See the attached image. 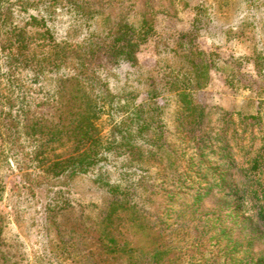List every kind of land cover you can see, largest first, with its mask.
<instances>
[{"label": "rangeland", "instance_id": "374dc122", "mask_svg": "<svg viewBox=\"0 0 264 264\" xmlns=\"http://www.w3.org/2000/svg\"><path fill=\"white\" fill-rule=\"evenodd\" d=\"M4 1L15 23L24 25L31 16L45 18L58 41L74 45H88L104 39L114 18L121 13H125L135 26L142 21L140 0H118L112 17L102 14L88 17L73 9L67 0ZM162 1L164 13L156 22L159 33L142 47L136 66H121L112 73L106 69L102 73L112 93L128 98L132 95L133 101L130 100L128 106L133 109L150 102L153 92L158 93L160 96L153 101L163 108L166 130L174 132L180 108L178 92L165 85L164 76L166 72L170 78L173 70H178L182 61L185 62L175 40L180 34L190 32L197 23L201 29L196 41L202 51L212 55L206 87L194 93L197 102L227 111L256 114L261 110L264 114V0ZM72 76L22 70L16 75L21 81L22 92L11 87L6 78L4 92H15V96L26 98L31 120L51 124L59 119L61 90ZM104 89L94 92L100 95ZM14 102L19 108V101ZM121 120V117L111 120L106 112L98 124L106 135ZM35 146L24 136L22 149L25 155L31 154L28 160L20 157L17 162L8 148L0 159V264H131L126 257L113 259L101 252L99 238L104 231L120 238L122 244H128V250L136 257L137 263L132 264H152L149 254L153 255L161 245L164 249L170 247L172 254L159 264H206L207 256L204 258L206 253L202 252L205 243L212 242L211 234L204 233L208 228L200 227L199 220L204 224L207 219H211L207 222L210 229L215 228L214 234L224 237L218 241L220 249L229 238L256 243L255 257L264 255V238L242 229L243 215L232 213L219 199L201 201L195 221L185 227L176 226V223L190 217L186 208L192 201H166L169 205L161 214H164L163 220L170 217L171 222L165 225L167 231L161 241H156L159 232L149 229L143 219L155 218V214L144 213L143 218H134L129 212L121 211L115 219L119 225L115 221L111 227L104 219L116 199L114 192L118 190L124 194L126 188L136 190L135 201L144 204L142 207L148 212L147 193L140 183L152 182L153 179L145 180L144 177L154 175L135 167L136 163L127 156L111 152L87 173L47 181L43 172L48 160L41 164L44 155L35 158ZM69 149L70 145L61 146L55 152L60 155ZM48 158H53V153L48 154ZM144 164V170L155 166L152 162ZM20 169L35 176L23 177ZM194 244L198 247H192ZM224 261L220 257L218 264Z\"/></svg>", "mask_w": 264, "mask_h": 264}, {"label": "trees", "instance_id": "16d2710c", "mask_svg": "<svg viewBox=\"0 0 264 264\" xmlns=\"http://www.w3.org/2000/svg\"><path fill=\"white\" fill-rule=\"evenodd\" d=\"M67 1L73 9L88 17L101 14L112 17L114 5L119 2ZM139 4L142 16L139 26L121 13L114 18L104 39L88 45H74L58 41L45 18L31 16L24 25L15 23L8 14L5 1L0 0V159L5 148L14 153L17 162L20 157L27 159L31 154L25 155L22 149L25 136L36 144L35 158L44 155L41 164L48 160L43 173L49 181L87 173L106 159L107 153L114 152L127 156L136 163L135 167L154 176L144 177L145 180L153 179L152 182L140 183L147 193L148 212L142 207L144 204L135 201L136 190L126 188L124 194L118 190L114 192L116 199L104 219L111 227L121 211L129 212L134 218L142 217L144 213L155 214L152 220L142 218L149 229L159 232L156 241H161L167 231L165 225L171 222L170 217L163 220L164 214H161L169 205L166 201H192L186 208L190 217L176 223V226L185 227L195 221L194 215L200 211L201 201L219 199L225 208L231 209L229 211L243 215L242 229H249L258 238H264V114L261 110L256 114L227 111L197 102L194 93L206 87L207 73L212 65V55L202 51L196 41L201 29L197 23L190 32L180 34L175 40L185 62L182 61L181 68L173 70L170 78L166 72L164 76L165 85L178 92L180 108L174 132L166 130L163 108L153 101L160 96L158 93L153 92L150 102L133 109L128 106L132 95L129 98L116 96L104 83L102 73L106 69L112 73L121 66L135 67L142 47L159 33L156 22L164 13V2L140 0ZM22 70L73 75L61 90L58 121L51 124L34 122L26 108V98L15 96V92H4L5 78L11 87L22 92L21 81L16 79ZM102 87L106 90L96 95L94 90ZM16 100L19 108L15 106ZM106 112L111 120L116 117L122 120L105 135L98 121ZM56 145H70V149L57 155ZM50 153L53 158H48ZM146 162L155 163L154 168L144 170ZM21 172L26 178L35 176ZM210 220L204 224L199 220L200 227L208 228L204 233L211 234L212 242H204L205 245L197 242L205 246L202 253H206V264H218L220 257L225 259L224 264H264V255L258 259L254 255L256 243L228 238L220 249L221 242L218 241L224 237L214 234L215 228L210 229L207 222ZM116 224L119 225V221ZM99 245L104 255L113 259L126 257L131 264L137 263L128 244H122L111 232L102 233ZM154 251L148 257L152 264L164 262L172 254L170 247L164 249L163 245Z\"/></svg>", "mask_w": 264, "mask_h": 264}]
</instances>
